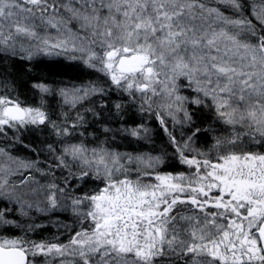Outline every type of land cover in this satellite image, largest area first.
Listing matches in <instances>:
<instances>
[{
  "label": "snow or ice",
  "instance_id": "1",
  "mask_svg": "<svg viewBox=\"0 0 264 264\" xmlns=\"http://www.w3.org/2000/svg\"><path fill=\"white\" fill-rule=\"evenodd\" d=\"M41 53L104 80L33 85L76 110L71 122L0 96V264H264V0H0V56ZM96 96L99 110H78ZM132 106L159 120L186 171L107 140L73 142L87 113L107 121ZM204 110L229 130L207 151L193 147L209 131ZM30 127L58 139L24 144ZM148 131L115 129L137 140ZM57 210L75 218L67 242L31 239L44 227L33 211Z\"/></svg>",
  "mask_w": 264,
  "mask_h": 264
},
{
  "label": "rangeland",
  "instance_id": "2",
  "mask_svg": "<svg viewBox=\"0 0 264 264\" xmlns=\"http://www.w3.org/2000/svg\"><path fill=\"white\" fill-rule=\"evenodd\" d=\"M52 34L54 35L55 33L53 32ZM0 57H12V56H0ZM38 58H63V56H56V55L49 56L41 53L34 55L32 60ZM61 61L63 62V64H66L67 62L66 60L65 61L61 60ZM61 61L60 63H62ZM72 65L75 66V68H79V66L75 65L74 62ZM36 67L37 66L35 64L34 65L29 64L27 69L32 71V74L34 76H44V75H40V73L36 70ZM80 74H81L80 77L82 78V81H84V83L89 80H99L100 82L103 83L104 80V78L99 73H95L90 70H82ZM14 77H15L14 75L8 76L6 74L3 77L0 76V89L3 88V90L4 91L6 90L8 94L21 96L27 99V101L30 102L31 104L25 105V107H37L43 104L44 109L49 113L51 119L56 121L57 123H60L62 120L65 119L64 117L65 113L68 115L69 122H71V120L75 118L76 110L71 108L69 105L64 104L61 97L58 94L55 95H53L52 93L43 94L40 91L39 94L36 93L35 87H33V85L36 84V82L34 81L30 83L29 89H23L20 85L16 83H15L16 85H11L10 83H7V81H13L15 79ZM64 80L68 81L67 78H65ZM180 94L188 95L189 93L187 91H181ZM113 95L118 96V94H113ZM0 96H4V94H1ZM90 100L91 103L85 102L83 104V107L78 106V110L81 113H84L85 108L94 107V106H97V110H99L98 105L101 103V100L96 97H91ZM117 100L118 99H111L109 101V107H111L112 101H117ZM159 102L160 101L158 100L157 103ZM137 103H139V101ZM22 106L24 105L22 104ZM200 115L204 117V122L200 124V127L209 129V131L200 134L199 142L207 146H205L206 148L204 150L201 148L199 149L201 151H207L209 148H211L213 144V137L219 135H225L229 130H226L222 126L214 123L212 119V113L207 112V110H204V112L201 113ZM86 120L89 122V124L86 126V130L85 128H80L77 130L78 132L84 133L83 137L77 136L75 140L79 141L80 139H83L84 142L88 143L90 146L94 144L93 142H99V140H107L110 144H112L114 148H118V150L119 151L121 150V152H124L125 150H126L125 152H127L132 150L148 149L152 151L150 152L152 155H163V154L169 155V158L164 159L165 163L161 165V170L163 172H169L167 170L162 169L163 166H173L174 163L176 164L179 163L178 157H177L178 161L175 159V154H176L175 150L169 144L168 135L164 131V128L160 125L159 120L151 113L145 114L140 112L136 106H132L131 108L126 109L122 117L119 119L112 117L107 121L100 120L94 122L95 118L91 115V113H87ZM166 121H169V123H171V126L175 128L174 130L171 129V132L174 135H176L177 139L179 140L180 133L182 131L181 127L178 124L174 125L173 121L170 118H166ZM126 124L127 125L143 124L149 130L147 133V136L149 138L146 140H141L140 142L139 141L136 142V141H132L133 139L131 137H128L126 139L123 134L116 135L115 129ZM105 127L113 129V132H108V133L104 132ZM19 135L23 140L24 144L32 145L33 147H37V149L44 147L46 143H53L58 139L56 136L52 134L50 127H43V129L30 127L28 129L22 130L19 133ZM113 136H115L114 142L112 141ZM11 137H12V131H9L8 138ZM2 143H5V138L0 137V144ZM193 147L198 148L196 144L193 145ZM139 152L148 153L149 151L144 150ZM17 154L22 156L24 155L32 156V153L28 152L25 148L20 147L19 145H17ZM45 156H47V153L40 156L39 159L44 160ZM173 160H175L176 162H174ZM179 167H180L179 172H183L187 170L186 166L184 165L180 164ZM0 208H3V206L0 205Z\"/></svg>",
  "mask_w": 264,
  "mask_h": 264
},
{
  "label": "trees",
  "instance_id": "3",
  "mask_svg": "<svg viewBox=\"0 0 264 264\" xmlns=\"http://www.w3.org/2000/svg\"><path fill=\"white\" fill-rule=\"evenodd\" d=\"M61 60L63 61L66 60L67 61L66 64H63ZM60 61L62 63H60ZM29 64L31 65L35 64L37 66L36 70L40 73V75H44V76H34L32 74V71L27 69ZM72 64L73 62L68 61L64 57L63 58H38V59L31 60V61H28L26 59L22 60L20 57H0V76L3 77L5 74L8 76L14 75L15 79L13 81H7V83H10L11 85L18 84L23 89H29L30 83H32V81L36 82V84H40V83L46 84L51 88H62L65 86L71 87L73 84H76V85L83 84L84 81H82V78L80 77L82 66H79V68H75V66H73ZM84 70H87V69H84ZM65 78H67L68 81H65L64 80ZM35 91L36 93L39 94V89L35 88ZM1 94H4V96H8L12 99L18 100L24 106L31 104L30 102L27 101V99L21 96H15L12 94H8L6 90L5 91L3 90V88L0 89V95ZM96 98H99L101 100L99 96H96ZM118 98H119V94L118 96L113 95V94L111 95V99H118ZM166 125L168 127L169 132H171V129L173 130L175 129L173 128V126H171V123H169V121H166ZM123 126L134 127L136 126V124L134 125L126 124ZM39 129H43V127ZM132 139H133L132 141H136V142L141 141L135 138H132ZM73 142H78V140H74ZM199 143L200 142L198 140V142L196 143V146L204 150L206 148L205 146L207 145L202 144V143H200L202 144L200 145ZM91 146H94V144ZM144 150L152 152L148 149L132 150V151H127V152H139V151H144ZM162 156L164 157V159L169 158V155L163 154ZM175 159L177 160L176 154H175ZM173 161L176 162L175 160ZM179 166H180V163L178 164L174 163L173 166H163L162 169L167 170L172 173H176V172H179V169H180ZM0 205L3 207L9 206L5 204H0ZM32 216L35 217V223L44 225V227L38 229L34 234H31L30 236L31 239H34L37 241L51 240V238L55 236L59 238L58 242L60 243L67 242V240L69 239L70 233H69V230L63 228V225H68L69 229L73 227L75 218L71 215V213L64 212L62 210H57L56 212L52 214L43 215V214L35 213L33 211ZM38 260H39V263L43 264V258H38Z\"/></svg>",
  "mask_w": 264,
  "mask_h": 264
},
{
  "label": "flooded vegetation",
  "instance_id": "4",
  "mask_svg": "<svg viewBox=\"0 0 264 264\" xmlns=\"http://www.w3.org/2000/svg\"><path fill=\"white\" fill-rule=\"evenodd\" d=\"M17 57H19V56H17Z\"/></svg>",
  "mask_w": 264,
  "mask_h": 264
}]
</instances>
